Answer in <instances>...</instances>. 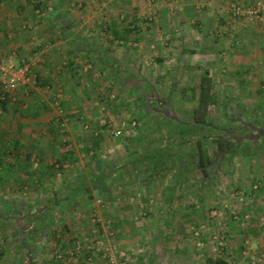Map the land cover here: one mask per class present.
<instances>
[{"label": "crops", "instance_id": "0c3cea01", "mask_svg": "<svg viewBox=\"0 0 264 264\" xmlns=\"http://www.w3.org/2000/svg\"><path fill=\"white\" fill-rule=\"evenodd\" d=\"M222 1L155 0L150 5L155 10L159 8L158 16L149 27V24L138 17L145 10L144 0H0V55L12 57L14 54L26 56L24 60L37 59L35 71L38 80L41 85L46 83L51 88L46 92L43 89L27 91L22 87V93L16 94L14 100L7 96L6 101L1 98L0 91V234L4 240L0 262H4L3 256L7 255L16 264L60 263L53 260V256L56 258V250L52 252L55 246L51 241L52 236L47 237L49 240L40 241L41 232L35 236L36 226L26 220L30 216L50 217L66 213L69 201H87L91 198L89 192H84L85 184L90 188L94 185V190L97 191L100 185L98 186V179L95 178L102 177L104 183L107 179L106 174L101 172L107 163L105 155L98 158L105 142L102 139L95 144L85 141L83 131L80 136L73 130L77 123L73 120L77 112L84 110L87 119H95L96 115L88 110L100 103V99L89 95L88 89L93 85L91 77L86 78V81L81 80V83L76 82L79 65L86 63L90 72L97 68L104 71L107 69L105 73L108 79L115 83H121L124 79L129 82L125 85L129 88L140 78L138 85L142 84L140 88H146L169 78L171 71L168 63L172 59L174 67L171 70L196 73V76L181 83L184 88L189 89V94L183 97V101L196 107L201 78L208 75L212 87L211 104L214 101L212 91L218 81V78H213L218 61L215 60L214 50L218 49L215 47L218 43L211 31L217 28L218 20H222ZM194 20L200 22L202 27H194ZM106 25H109L110 35H105L102 31ZM175 26L181 29L179 35L171 32ZM66 28L68 31H65ZM159 31L171 32L167 45L159 44ZM84 33L91 34V37L86 39ZM127 43H131L133 47ZM245 51L243 62L249 66L257 64L256 61L262 62V55H258L255 62L248 61L251 53L247 48ZM30 53L33 57H30ZM61 58H66L68 65L60 66ZM88 60L92 65L87 63ZM132 72H135L134 75ZM223 80L226 81L225 78ZM60 81L65 87V94H60L59 106L55 107L52 103ZM152 93V97L147 100L154 105L155 113L151 109L150 113L153 115L150 118L170 120L164 105L175 102L171 100L173 95L156 98L155 93ZM133 100L138 106L143 103L136 92ZM189 118L192 119V112H189ZM78 147L85 151L82 156L89 159L81 166L75 161L79 153ZM95 159H99L96 165ZM124 163L131 164L127 159ZM172 171L173 168L165 174L150 173L143 180H136L133 185L146 187L159 180L163 183ZM117 172V165L108 171L110 174ZM261 186L260 190L264 189V183ZM251 192L255 195H251L246 203L252 207L255 201L256 207H253L251 213H247L250 216L264 214V193ZM160 195L165 203L163 208L160 207L159 214L164 217L163 223L167 222L161 227L162 244L159 247L161 245L163 248L166 244L167 249L158 253L152 249L150 253L144 250L142 253L144 241L141 236L132 235L126 244L133 248L128 251V264H215V258H205V250L202 254L190 252V258L184 256L189 253L192 244V231L188 223L193 221L198 225L200 211L186 209L185 203H179L182 198L176 193L161 189ZM19 200H24L25 203L17 206V213H13L14 201ZM34 201L43 202L42 207ZM251 202L253 203L250 204ZM157 212L156 210L155 213ZM15 214L23 225L12 226ZM49 229L54 231V226H49ZM136 231L142 232L140 228ZM243 231H247V227L243 226ZM230 235L235 236L232 233ZM1 241L0 239V243ZM230 241L231 248L237 247L234 245L236 238ZM254 242L253 247L262 256L260 264H264V243L262 240ZM61 247L65 254L63 258L66 259V246L63 244ZM69 247L71 246L68 245ZM249 256L253 257V254ZM243 258V263L235 259L224 261L228 264H255V261Z\"/></svg>", "mask_w": 264, "mask_h": 264}, {"label": "rangeland", "instance_id": "374dc122", "mask_svg": "<svg viewBox=\"0 0 264 264\" xmlns=\"http://www.w3.org/2000/svg\"><path fill=\"white\" fill-rule=\"evenodd\" d=\"M144 1L146 3L145 10L138 17L151 27L152 24L150 23L158 16L159 8L155 10L150 5L155 0ZM168 1L171 2V0ZM255 1L257 0H223L221 2L223 5L222 20H218L217 28L211 31V35L218 43L215 46L218 49L214 50L215 60H218L217 68L214 67L215 72L213 73V78H218L212 91L214 101L207 109L208 125L186 131L187 142H182L176 135L171 139L168 137V133L175 128L173 119L178 118L180 121L185 122L192 120L189 118V112L191 113L194 109L193 104L183 101L185 100L183 97L189 94V89L184 88L181 83L196 76V73L192 71L185 72V70L176 72L171 70L174 65L171 64L173 61L170 59L168 63V68L171 71H169V78L159 80V84L155 83L154 86L146 88H140L142 84L138 85V81L141 82L139 78L132 85L133 87L129 88L125 86L129 82H125L124 79L121 80V83H115L108 79L105 73L107 69L104 71L97 68L90 72L86 63L82 62V65H79L76 72V82L81 83V80L86 81V78L91 77L92 80L90 81L93 85L88 89L90 91L89 95L100 99V103L93 105L94 108L90 107L88 110L89 112L92 111L91 114L96 115L95 119H87L84 110L78 111L75 119H73L75 122L77 121L73 130L80 136H82L81 132L83 131L85 141L95 144L102 139V142H105L98 158H102V154L105 155L106 167L100 169L102 173L106 174L107 179L105 183L102 181L103 185H100L97 191L94 190V185H91L92 188L84 189V192H89L91 196L87 201L86 199L69 201L66 213L51 215L50 217L47 215L42 217L30 216L26 220L36 226L35 236L41 232L42 238H40V241H44L49 235L52 236L51 241L55 245L52 252L57 250L65 256L61 245L64 244L68 252L72 249L73 242H83L84 238L92 239L94 237H99L105 242L131 251L133 248L126 246V244L131 236L135 234L141 236L142 241H144L142 242V253L145 252L144 250L150 253L151 249L156 250L157 253L164 251L163 249L166 250V244L164 245L165 248H162L161 245L159 247V244H162L161 227L165 226V222H167L164 221L163 223L162 219L164 220V217L162 218L159 214L160 207L163 208V203H165L160 195L162 189L164 192L176 193L179 198H182L179 203H185L186 209L200 211L198 225L194 224L193 221L188 223L190 231H192L190 237L192 244L189 253L184 254L185 257L190 258V252L192 254H202V251L205 250V258H221L226 261L235 259L243 263L245 261L243 257H246L250 259L249 261H255V264L262 263V256L258 254V249L253 247V242L262 240L264 243V214L250 216L249 213H251L253 207H256L255 201L250 203H253L252 207H249L246 202L249 201L251 195H255L251 192L252 185L254 183L260 185L264 183V12L258 19L252 20L233 17L228 12L229 7L233 4L250 5ZM148 12L151 13L152 20L143 18ZM193 26L199 28L202 27V24L194 20ZM106 27H103L102 31L105 35H110L109 25H106ZM171 32L179 35L181 29L175 26ZM171 32L163 33L159 31V37L170 36ZM61 34L63 33L61 32ZM84 35L86 39L91 37V34L84 33ZM160 38L158 42L161 46H164L160 43ZM127 45L133 47L131 43H127ZM246 48L251 53L250 58L247 59L248 61L258 60V55H262V62L258 63L256 61L257 64L252 63L251 66L243 62V54L247 52L245 51ZM12 55L16 63L26 59V56ZM30 57H33V54L30 53ZM20 58L22 59L20 60ZM66 60V58H61L59 60L60 66L68 65ZM87 63L92 65L89 60ZM134 73L132 72V75ZM143 75L146 76V73H143ZM59 83L56 92L61 90L64 95L65 87L62 85V81ZM21 91L22 87L16 91L15 95H19L22 93ZM134 92L139 93L143 99V103H140L139 106L133 100ZM152 92L155 93L156 98H163L168 94L173 95L171 100L175 102L164 105L166 113L171 118L170 120L150 118L153 115L150 110L154 108V105L147 99L152 97ZM112 95H114L113 98ZM154 111L153 109L152 113H155ZM100 120L108 121L109 125L101 126ZM131 121H135L136 125L131 128L127 136L114 137L112 135V130L123 124L125 130L129 129L127 124ZM85 125H88V128L84 129ZM92 130L98 131V135H94L91 132ZM84 131H87V133ZM230 132H233L236 136L246 135V137L254 139L250 141L246 148L248 154L239 151L232 155L230 142L229 144L222 143L225 153H218V143L214 137L229 136ZM202 135L204 137L201 138L200 146L206 151L208 157L213 160L205 167L198 166L200 146L195 141L197 137ZM210 137H213V140ZM254 142L255 144H253ZM78 149L79 153L76 151L75 161L81 166L82 163L86 164L89 159L82 156L85 154L84 149L81 147H78ZM152 151L155 155L152 161L151 158L144 159V156ZM99 159L94 160L95 165L99 162ZM126 159L131 163L130 165L124 163ZM161 161L168 163L170 169L173 168L172 173L166 177V181L162 183L159 180L155 184L146 187L144 185L140 186V184L133 185L136 180H143V177L153 173L151 166L155 165L154 163L161 164ZM116 165L118 166V172L108 173ZM77 171H79L78 168ZM63 189L66 190L64 187ZM260 189L261 187L256 188V193H264V189ZM98 195H101L102 202L96 205L95 199ZM34 202L42 207L43 202ZM24 203V200L14 201L13 213H17V206ZM262 206L264 207V204ZM242 208L244 209L241 210ZM156 210L157 213H155ZM219 210L222 216H210L212 212ZM232 210L237 211L239 218L233 219L231 217ZM245 215H248V217H245ZM14 220L12 226L23 225L16 214ZM201 225L203 226L201 227ZM49 226H54V231L50 230ZM243 226L247 227V231H243ZM138 227L142 232H135L136 229L139 230ZM193 227L198 228L199 236L202 240H205L204 242L210 238L211 234L216 233L224 236L225 244L217 251H213L208 245L198 249L196 245H193L195 240ZM109 230L114 232V236L110 237L107 234ZM231 233L235 236H231ZM235 238L234 245H237V247L232 246L233 248H231L230 239L235 240ZM0 239L2 240L0 243L1 257L4 241L1 234ZM167 241L168 239L163 242ZM254 244L256 243L254 242ZM68 245L71 247L68 248ZM249 254H253V257H250ZM87 256L74 255L69 261L68 257L58 259L53 256V260L60 262L58 264H85L88 262ZM89 256L91 257L90 264L106 263L97 252L90 253ZM3 261L0 264H16L15 260L10 259L7 255L3 256Z\"/></svg>", "mask_w": 264, "mask_h": 264}, {"label": "built area", "instance_id": "2783aa9c", "mask_svg": "<svg viewBox=\"0 0 264 264\" xmlns=\"http://www.w3.org/2000/svg\"><path fill=\"white\" fill-rule=\"evenodd\" d=\"M229 14L233 17H241L247 20L258 19L260 15L264 12V0H257L250 5H241V4H233L229 7ZM146 20H152L153 17L151 13L148 12L146 16L143 17ZM169 36H165L160 38V43L162 45H167V40ZM38 60H22L19 63L14 62L13 57L11 56H1L0 57V91L2 93V99L5 95H7L11 99H15L16 91L23 87L27 91H32L33 89H43L44 91H49L50 85L44 84L41 85L38 76L36 74V64ZM64 64H66L64 62ZM64 67V66H63ZM61 94V90L55 93L53 99V105L55 107L59 106V97ZM112 98L114 95L111 96ZM101 126H108L109 122L106 120H100ZM136 125L135 121H131V123L127 124L129 129L125 130V125H121L117 129L112 130V135L114 137H124L129 134L131 128ZM88 128V125L84 126ZM62 128H64V123H62ZM94 135H98V131H91ZM259 183H254L252 188H257ZM102 202L101 195L95 199V204L99 205ZM231 217L233 219L239 218L237 211H231ZM212 216L219 217L222 216L221 211L212 212ZM248 217V215H245ZM107 234L111 237L114 236V232L109 230ZM193 234L195 236V245L198 249L204 248L206 245L212 248L213 251H217L221 246L225 244L224 236L219 234H211L210 238L204 242L199 236V230L196 227H193ZM97 252L100 254L104 261L107 264H128L129 255L126 249H122L117 247L116 245L105 242L99 237H94L92 239L84 238L83 242L75 241L73 242L72 249L68 251V261L74 255L79 256V254L87 256V260L89 261L91 257L90 253ZM55 256L58 259L63 258V254L55 251Z\"/></svg>", "mask_w": 264, "mask_h": 264}, {"label": "trees", "instance_id": "16d2710c", "mask_svg": "<svg viewBox=\"0 0 264 264\" xmlns=\"http://www.w3.org/2000/svg\"><path fill=\"white\" fill-rule=\"evenodd\" d=\"M211 78L208 75H203L201 78V83L199 87V101L196 107L192 110V120L190 122H185V121H180L179 119H173L175 121V128H173V131L170 130L168 133V137L173 139V136H177L182 142H187L188 140L186 139V131H192L195 130L194 128L196 127H205L208 125V120H207V109L208 106L210 105V92H211ZM4 100L6 101L7 95L4 96ZM204 137L199 136L196 138V144L199 146L201 145V138ZM213 140V137H210ZM215 141L218 143V153H225V148L222 145V143H228L230 142V152L231 154H236L239 151L244 152L245 154H248L247 151V146L250 143V141H253L252 139L246 137V135H235L233 132H230L229 136H218L214 137ZM226 138V139H225ZM230 139V140H229ZM255 144V142L253 143ZM252 144V145H253ZM254 146V145H253ZM217 153V154H218ZM154 151H152L150 154L144 156V159H153ZM213 160H211L206 151L201 148L199 149V156H198V166L205 167L209 165ZM155 165L151 166L152 174L153 175H160V174H165L170 170V165L161 162V164L154 163ZM98 179V186L103 185L102 184V177L95 178ZM263 184V183H262ZM86 189L89 188L87 184L84 186ZM262 188L260 184H258L257 188ZM252 191H255L256 188H251ZM215 264H228L224 259L221 258H215L214 259Z\"/></svg>", "mask_w": 264, "mask_h": 264}]
</instances>
